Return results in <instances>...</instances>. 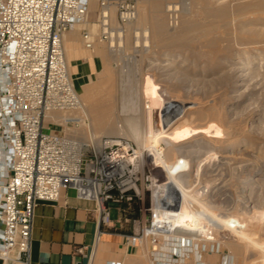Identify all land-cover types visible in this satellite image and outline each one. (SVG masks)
Wrapping results in <instances>:
<instances>
[{
	"label": "bare ground",
	"instance_id": "obj_1",
	"mask_svg": "<svg viewBox=\"0 0 264 264\" xmlns=\"http://www.w3.org/2000/svg\"><path fill=\"white\" fill-rule=\"evenodd\" d=\"M140 1L143 3L136 5L133 19L107 42L111 55L114 47L138 48L139 54L117 50V76L112 77V68L105 64V77L99 84L95 81L83 87L81 98L83 111L87 114L86 110H90L98 126L106 119L123 116L126 133L145 145L147 161L166 176L161 189V174L158 171L152 175L154 207L162 209L155 224L163 235V244L154 252L151 264H174L173 257L177 264H187L188 258L193 259V264H214L213 257L205 258L201 250L203 241L209 249L219 239L216 232L205 228L209 224L215 225L216 231L229 228L235 232L234 251L248 253L246 264H264V172H254L253 184H245L249 209L239 213L237 227L218 218L208 203L192 198L189 189L191 172L200 169L204 158L219 155L232 165L241 153L244 157L233 167L247 169L253 160L245 154L255 160L264 157V0ZM174 13L179 19L170 25L169 16ZM83 24H91L90 30H96L92 29L95 23L88 19L77 23L65 34L64 46L67 34L77 33ZM102 50L98 46L94 53L104 63ZM150 77L153 83L146 84ZM99 91L103 93L100 97ZM150 92L163 99L164 108L159 113L161 131L155 129L156 105L150 102ZM173 93L187 100H177ZM187 117L191 120L187 121ZM186 121L188 128L178 132ZM134 147L144 167L142 156ZM240 147L239 154L231 156L236 158L225 155L227 148ZM202 171L205 176L211 172L209 167ZM177 238L179 244L172 245ZM220 245L221 242L219 252ZM142 249L145 255L150 254L147 244L143 243ZM195 255L200 259L196 260Z\"/></svg>",
	"mask_w": 264,
	"mask_h": 264
},
{
	"label": "built area",
	"instance_id": "obj_2",
	"mask_svg": "<svg viewBox=\"0 0 264 264\" xmlns=\"http://www.w3.org/2000/svg\"><path fill=\"white\" fill-rule=\"evenodd\" d=\"M88 7L87 0H0V264L30 261L34 209L57 201L62 190L94 201L106 225L109 202L143 200L145 187L149 213L132 218L127 241L149 246L162 234L155 224L162 209L154 207V184L134 144L93 132L72 81L64 36L87 19ZM135 12L133 0H100L98 32H82L84 47L109 42ZM178 19L171 14L170 25Z\"/></svg>",
	"mask_w": 264,
	"mask_h": 264
},
{
	"label": "rangeland",
	"instance_id": "obj_3",
	"mask_svg": "<svg viewBox=\"0 0 264 264\" xmlns=\"http://www.w3.org/2000/svg\"><path fill=\"white\" fill-rule=\"evenodd\" d=\"M99 1L100 0H89V3H88V5H89V7H88V17H87V19H88V21L90 23L91 22L95 23V21H96V16H97L98 8H99ZM133 1H135L137 6H140V4L143 3L140 0H138V1L137 0H133ZM112 9H113L112 12H111V14H112V23L114 22V24H116L117 23V10H116L115 6ZM81 23H83V22H81ZM90 25L91 24H89L88 26L85 25V24L81 25L82 26L81 27V31H80L81 39H82V32L84 30H89L94 35L97 34L98 30H97L96 24H94L92 26V29L93 28L96 29L95 31L94 30L93 31L90 30L91 29ZM123 28H125V25L123 26ZM95 32H96V34H95ZM98 46L102 47V49H103L102 51L104 52V56L105 57H104V63L100 62V64H101L100 65V69L97 72H94V73L90 74L89 76H86V77H84L82 79L80 77L75 76L72 73H70L71 77H72V81L74 83V87L77 90L80 98H81V95L83 93V87H85L87 85H91V84L96 83V82L99 84V81H101L103 79V77H105V73H106V66H104L105 64H107V67H110V69L112 68V70H111L112 73L110 72L111 76L112 77H116L117 76L116 73L118 72V70H116V69L119 68V63H120V61L117 60L119 51L121 53H124V54H131V53L132 54H136V55L139 54V51L137 50L138 48H136V49H131V48L130 49H125L124 47H120V50H119V48H117V47H114V48L112 47L114 49V51L111 52L112 53V55H111L110 54V49H108L107 41H97L95 43L93 49H97ZM117 50H118V52H117ZM106 58H107V60H106ZM108 64H110V65H108ZM99 73H100V75H99ZM98 76H99V78H98ZM150 78H149L150 80L147 79V81H145L146 84L153 83L152 77H150ZM145 88H146V90H148L147 89V85H145ZM100 94H103V93H101V91H99L98 97L101 96ZM151 94H153V93H151ZM151 94H150V97H151L150 98V102L152 104H154V106L156 105L155 106L156 107L155 113L153 115L155 129H156V131H161L162 130V122H161V118H160L161 114H159V113H160V109L162 110V108H164L163 99L159 98V97H156L154 94L151 96ZM178 94L177 93H173L172 95L173 96L174 95L178 96ZM177 96H174L177 100H180V99H181V101L187 100L181 94L178 96L179 98ZM81 100H82V98H81ZM83 102H84V100H83ZM86 111H87L86 115L88 117V120H89V123L91 125V128H92L93 132L96 135H107V136H111V137L123 136V137L131 140L134 143V145L137 147V151L140 154V156H142V159H143L144 164H145V166H144L145 174L149 173L150 178H151V180L153 182L152 175L156 174L159 171V174H161L160 175L161 177L158 176L159 177V181H158L159 184L158 185H160L161 189L163 187H165L166 176L162 175L163 174L162 170H158L157 171V169L155 168V165L153 166L147 161V150H146L145 145L142 144V142H140L139 140H134L133 138H131L129 136V134H127L128 133V128L126 126V122H125V119H124L123 116H120L119 117L120 119H116V120L114 118H112L110 120L106 119L105 121H107V122L103 123L102 126H98L96 124V121L94 120V116L92 115L90 110H89V112H88V110H86ZM196 116H197L196 114L193 115V117H196ZM47 120H50V118H48ZM186 120L190 121L191 119L189 117H187ZM187 121L181 125L182 127H180L178 129V132H184V130L188 128L189 123ZM113 124H114V126H113ZM104 125H105V128H104ZM111 125L113 126L112 129L110 128ZM106 128H108V129H106ZM54 129L55 130H60V127L59 126H54ZM103 130H105V131H103ZM140 143L142 144V146H144L143 148H141L142 146L140 145ZM146 145H147V143H146ZM241 148L242 147L237 148L236 150L227 148V153L225 155H228L229 158L231 156H235L234 154L235 153L237 154V151L239 149H241ZM246 155H247L248 158L250 157V159L253 160L252 161L253 164H251L247 169H245L244 167L234 168L236 165H239V163H240L239 160H241L244 157V155H241V153L238 156H236V157H239V160L236 161L232 165H230L229 164L230 161L228 162L225 158L223 160V158L220 157L219 155H216V156L213 155L210 158H208V157L204 158L205 160L200 164V169L198 168L197 170L192 171L191 172L192 176L190 177V179L192 180V181H190V186L191 187L189 186L191 197L194 198L195 200L201 201L203 203H205V202L208 203V204H206V203L205 204L207 206H209L215 212V214H216V216L218 218L229 220L230 221V225L231 226L235 225L236 227L239 226V225H237L238 224L237 223L238 222L237 221V219H238L237 216L239 215V213H241V214L245 213L246 210L249 209V196H248L247 191H245L246 187L249 184H253V181H254L253 180V178H254L253 174H254V172H264V157L258 158V159L255 160L254 159L255 157L254 158L251 157L252 155L245 154V156ZM236 157H231V158H236ZM247 157H245V158H247ZM144 159H146V160H144ZM145 162H148V163H145ZM231 162H233V160H231ZM152 167H154L155 170H154V168L152 169ZM206 167H209V169L211 170V172L209 173L210 175H208V176H205L204 172L202 171ZM218 177H219V179H218ZM231 178H232V180H231ZM239 181H240V183H239ZM235 182L236 183L238 182L237 185H236ZM229 183H231V184L229 185ZM247 183H248V185H247ZM143 184H144V186H147L148 182H144ZM254 185H255V182H254ZM233 186H234V188H233ZM149 187H150L151 191H153V188L151 186H149ZM230 187H232V188H230ZM205 188H206V190H205ZM236 189H237V191H236ZM239 189L241 191H239ZM191 197L188 198V199L190 201V208H193V203L191 202V199H192ZM150 200H151V192H150V190H148L147 188L144 187L143 200H136L137 201V206H138V211H139V214H141V215L135 216V217H142V219H143L144 216L148 215L149 211L147 210V207L150 204ZM205 228L212 229L213 232H216V234H217L216 237L219 238L218 242L215 245L213 243H211L209 249L207 248L209 250L208 253L206 252L207 249L205 247V241H203L201 250L203 251V254L205 255V258H207L208 256H212L213 258L211 259V261H213L214 264H234V262H235V264H241V263L242 264L243 263L246 264L245 261L249 258L248 257V253L243 252V251H239V252L238 251H234V244L237 243V241H236L237 236H236L235 232H233L229 228L228 229H221V230L218 229L216 231L215 230L216 229L215 225H213V224H209ZM217 232H219V233H217ZM162 238H163V235H160L159 239H158L159 241L156 244L147 246V250H148V252H150V254H148V255H145L144 254L145 250L143 251L142 247H140L139 254L132 256L130 258V260H129L130 262L128 264H151V260L154 259V252L157 251L159 249V246L163 244V239ZM176 240L177 241L171 242V244L172 245L179 244L178 241H180V239L177 238ZM220 242H221V245H220L221 252L218 251V247H219V243ZM182 243H184V240L182 241ZM187 243L191 244L190 241H187ZM228 243H229L230 247H227V246H229ZM231 244H232V248L233 249L231 248ZM196 247L197 246L195 244L194 248L196 249ZM169 254L171 255L172 253H169ZM234 257H235V260H234ZM237 257H238V259H237ZM173 259L175 260L174 264H177L176 263L177 259L174 258V257H173ZM195 259L196 260L200 259L199 255H198L197 258H196V255H195ZM225 259H226V261H225ZM241 259L244 260V261L242 262ZM229 260H231V261H229ZM186 261H187V264H193V259L192 258H191V260L188 258V259H186ZM156 264H160V263L157 261Z\"/></svg>",
	"mask_w": 264,
	"mask_h": 264
},
{
	"label": "crops",
	"instance_id": "obj_4",
	"mask_svg": "<svg viewBox=\"0 0 264 264\" xmlns=\"http://www.w3.org/2000/svg\"><path fill=\"white\" fill-rule=\"evenodd\" d=\"M80 31L67 34L65 52L70 73L82 79L97 72L101 64L95 49L84 47ZM109 206L110 222L105 225L99 220L96 203L78 199L72 189L62 190L55 202L38 203L27 264H128L140 252V247L127 241L132 218L141 215L137 201L109 202ZM120 207L125 209L124 214Z\"/></svg>",
	"mask_w": 264,
	"mask_h": 264
}]
</instances>
